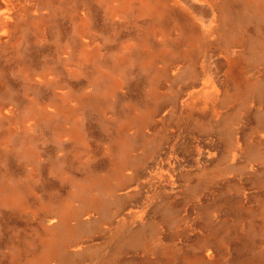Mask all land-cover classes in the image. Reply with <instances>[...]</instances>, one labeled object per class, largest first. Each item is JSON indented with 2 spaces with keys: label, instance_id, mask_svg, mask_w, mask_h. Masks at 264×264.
I'll return each mask as SVG.
<instances>
[{
  "label": "rangeland",
  "instance_id": "rangeland-1",
  "mask_svg": "<svg viewBox=\"0 0 264 264\" xmlns=\"http://www.w3.org/2000/svg\"><path fill=\"white\" fill-rule=\"evenodd\" d=\"M54 249L264 264V0H0V264Z\"/></svg>",
  "mask_w": 264,
  "mask_h": 264
},
{
  "label": "bare ground",
  "instance_id": "bare-ground-1",
  "mask_svg": "<svg viewBox=\"0 0 264 264\" xmlns=\"http://www.w3.org/2000/svg\"><path fill=\"white\" fill-rule=\"evenodd\" d=\"M96 105V101H95V104ZM162 110V109H161ZM163 111V110H162ZM206 138V137H205ZM212 141V140H211ZM190 151V150H189ZM188 155V154H187ZM148 167V166H147ZM150 167V166H149ZM145 168V167H144ZM151 168V167H150ZM122 214V213H121ZM52 248H56L55 246H52ZM51 257H58V252H57V249H54L52 250L51 252L48 251V253L44 256L43 259H41L37 264H45V261ZM53 259V258H52ZM250 264V263H249Z\"/></svg>",
  "mask_w": 264,
  "mask_h": 264
}]
</instances>
